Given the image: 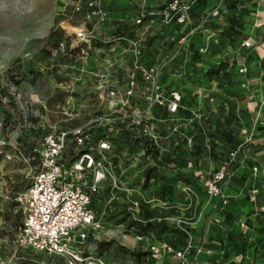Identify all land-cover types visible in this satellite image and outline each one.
I'll return each instance as SVG.
<instances>
[{"label": "rangeland", "instance_id": "374dc122", "mask_svg": "<svg viewBox=\"0 0 264 264\" xmlns=\"http://www.w3.org/2000/svg\"><path fill=\"white\" fill-rule=\"evenodd\" d=\"M88 1L0 0V138L7 143L0 146V264H70L64 258L32 250L16 251L15 240L23 219L16 198L29 184L20 158L37 146L51 126L70 128L100 115L101 103L107 105L96 93L102 75L107 74L109 66L118 68L122 60L130 59L131 45L143 41L172 44L163 55L165 60L175 57L168 72L185 92L183 113L185 123L189 121V127L181 125L173 138L181 139L187 132L189 141L184 151L177 149L173 159L164 158L171 149L161 158L135 159L137 150L126 152L118 148L117 156L112 158V174L123 186L131 188L133 197L140 196L149 176L158 179V188H167V197L153 201L155 207L146 209L143 217L159 218L163 228L151 227L154 232H142L146 223L135 221L128 213L127 192L112 188L111 177L104 187L103 199L96 204L102 227L88 239L86 253L92 254L94 264H183L176 252L189 244L186 239L190 241L186 205L201 203L209 195L213 175L222 167L228 172L220 183L224 194L231 190L235 196L245 195L247 200L248 194H254L256 203L262 205L257 215L262 230L253 225L252 230L243 227L250 237L261 234L258 245L262 247L264 41L256 42L254 28H264V0H244L245 6L237 9L234 19L230 18L233 11L226 9L225 0H206L199 5L200 10L196 7L194 11L195 0H185L180 3L189 6L185 13L188 18L179 23L183 25L171 37L151 29L149 23L133 37L114 33L113 28L118 26L126 34L136 27L135 21L142 12L139 0H109L104 18L88 17ZM169 1L148 3V10H156ZM52 29L58 35L50 39ZM79 30L93 31L94 40L108 46L107 55L96 57L86 48L75 51L84 43L76 38ZM178 34L180 37H175ZM195 37L200 41L197 44L206 46L204 62L190 58L189 45ZM184 38L185 44L181 42ZM247 40L251 42L249 48L243 45ZM159 53L162 52L156 54ZM212 62H222L225 68L209 70ZM242 62L247 67L245 75L236 69ZM227 68L232 74L229 77L223 74ZM232 79L237 83L231 89L228 82ZM12 83L32 101L36 116L25 119L18 111L11 95ZM166 84L178 90L172 85V77ZM235 150L238 152L232 156ZM163 174L167 179L161 181ZM216 198L219 203L223 201L222 197ZM226 198L228 203L230 196L226 194ZM173 225L180 232L173 231ZM136 235L144 238L137 240ZM248 261L264 264L263 258L257 256Z\"/></svg>", "mask_w": 264, "mask_h": 264}, {"label": "built area", "instance_id": "2783aa9c", "mask_svg": "<svg viewBox=\"0 0 264 264\" xmlns=\"http://www.w3.org/2000/svg\"><path fill=\"white\" fill-rule=\"evenodd\" d=\"M108 2L89 0L91 11H88V17H107L104 8ZM139 3L142 12L138 22L146 16L157 15L165 24L174 19L184 23L188 18L185 13L189 6L179 0H173L159 12L148 10L147 4H152L153 0H139ZM154 21L151 19L147 26ZM76 38L86 44L81 51L86 48L95 52L97 57L101 53L107 55L102 48L92 45L95 39L93 31L79 30ZM181 42L185 44V38ZM243 45L249 48L251 42L247 40ZM144 47L141 42L134 43L131 45V58L122 60L118 68L109 66L107 74L102 75L96 93L107 105L101 103L100 115L70 128L53 125L41 136L37 146L22 154L23 173L29 184L16 198L23 214L15 240L16 251L32 250L64 258L70 264H94L92 254L86 253L88 239L102 227L94 201L111 177L112 188L127 192L128 213L135 221L146 222L141 217L142 202L132 196L131 188L123 186L113 176L112 158L117 156L118 148L126 152L137 150L135 159L142 156L146 159L161 158L162 153L178 144L173 136L181 125L189 127V121L185 123L187 118L179 115L180 109L184 108L181 92L164 82L169 63L175 57L167 60L157 57L154 64L148 65L143 60ZM199 51L205 53L206 46H200ZM236 69L240 75L247 74L245 62L238 63ZM10 89L23 117L30 119L36 116L32 101L21 94L14 83ZM119 139L123 140L122 145L116 142ZM181 139L189 141L187 132ZM5 144L6 141L0 138V146ZM237 152L235 150L231 155L235 156ZM227 176L226 167H222L214 173L208 189L210 196L223 198L222 204L227 203V198L220 183ZM148 191L142 189L139 194L144 202H152L144 196ZM186 233L191 236L189 231ZM143 238L136 235L137 240ZM191 252L192 244L189 243L176 254L183 264H202L196 259L188 260Z\"/></svg>", "mask_w": 264, "mask_h": 264}, {"label": "crops", "instance_id": "0c3cea01", "mask_svg": "<svg viewBox=\"0 0 264 264\" xmlns=\"http://www.w3.org/2000/svg\"><path fill=\"white\" fill-rule=\"evenodd\" d=\"M158 1L153 0V3L158 4ZM100 48L109 50L107 45ZM225 193L230 199L223 207H218L219 198L207 194L201 203L186 205L191 234L190 241L186 239V244L191 243L197 249L190 261L196 259L202 264H249L248 260H254L255 256L264 260V246L256 244L261 239V234L250 237L243 230V227L252 230L250 225L255 229L260 228L257 215L260 214L259 209H263L262 205L256 203L254 194H248L247 200L245 195L235 196L231 190H226ZM150 220L158 221L159 218ZM172 228L175 229L176 226L173 225ZM234 231H239L240 234L235 235Z\"/></svg>", "mask_w": 264, "mask_h": 264}, {"label": "trees", "instance_id": "16d2710c", "mask_svg": "<svg viewBox=\"0 0 264 264\" xmlns=\"http://www.w3.org/2000/svg\"><path fill=\"white\" fill-rule=\"evenodd\" d=\"M173 0H170L169 2L165 3V4H162L158 9H156L155 11H158L159 9L163 11V9L165 10L168 5L172 2ZM185 0H180V2H184ZM225 4H226V9L229 11V10H232L233 13L230 14V18L234 19L236 18V11L238 8H240V6H245L246 4V1L244 0H225ZM248 1V0H247ZM205 4L206 3V0H195V3L194 5L192 6V10L194 11V8H199L200 10V4ZM192 12V11H191ZM151 19H154V23L151 25V29H157V31L159 33H161L162 35L163 34H166L167 36L171 37V35H175V32L177 31V28H180L182 25L179 24L178 22L176 21H173L169 24H165L163 21H162V17L157 15V16H146L144 18H141V22H136L135 21V28L132 29V32L130 33H127L126 34V31L123 30L120 26L116 27V28H113L114 29V33L119 36V37H133L138 31H141L144 29V25L146 23H150V20ZM174 24V25H173ZM234 25V23H232ZM241 25V24H240ZM173 27V28H172ZM233 27V26H232ZM254 31H255V39H256V42L257 43H262L264 41V28H262V26H258L257 28H254ZM130 34V35H128ZM56 35H58L57 33V30L56 29H52L50 34H49V38L50 39H53ZM181 34H178L176 35L175 37L179 38ZM58 39V38H57ZM194 39L196 40H193L191 41L190 45H189V50L191 53L190 54V58L193 57V58H198L199 61H202L204 62V59H205V56L204 54H201L200 51H199V47H200V44H197V43H200L199 39L197 37H195ZM201 40V39H200ZM198 41V42H197ZM197 42V43H196ZM142 44L145 46L144 47V50H145V55L143 57V60L148 64V65H151V64H154L156 62V58L157 57H161V58H164V52L163 51H166L168 52L169 50V46L172 45L171 43H167L166 45L164 44H159V43H145L144 44V41L142 42ZM92 45L94 47H100L102 46L103 44H98L97 40H93L92 42ZM105 45V44H104ZM84 47L86 46L85 43H82L80 46H78L76 48L75 51L77 50H80L81 47ZM158 51H161L162 53H159V54H156ZM183 58H184V55H183ZM180 59V58H179ZM189 60V58H188ZM190 61V60H189ZM222 65V62H212V64L209 66V70H219V71H222V69L225 68V66H221ZM212 71H208L207 73H211ZM238 73V72H237ZM172 74V72H166L165 75H164V82H167L171 77H172V85H174L175 87H177V89L181 92L182 94V106H183V103H184V100H185V92L182 91V86L179 85V84H175L176 83V80L174 81V77L173 76H170ZM223 74L224 76L226 77H229V75L231 76L232 74L230 73V70L227 71V69H225L223 71ZM173 75V74H172ZM237 81H234L233 79L228 82V86H230V88L232 89L235 85H236ZM179 115L181 116H185V114L183 113V109L181 108L180 111H179ZM119 145H122L124 142L122 139H119L116 141ZM178 144H173L172 148H171V152L169 154H167L166 156H164V158H176V153H177V149H183L184 151V147L186 146V139H178L176 141ZM172 153V154H171ZM167 170V169H166ZM173 171H176V170H173ZM176 175V174H175ZM160 179V178H159ZM164 179H167V176L166 174H163L162 178H161V181H163ZM158 179H156L155 176H149V182L148 184L146 185V187L144 189H149V191L147 193L144 194L145 198L147 199H151L152 202L155 201V200H158V197H167L168 195V191H167V188L165 186H162L161 188H158ZM105 189H103V191L100 193L99 195V198L97 200L94 201V207L96 208V204L98 202H100L104 195H105ZM157 196V198L155 197ZM136 198H138L141 202H142V211H141V217L143 220H145L146 224L144 225L145 226V229L142 231V232H154L153 229H151V227H158L160 229L163 228L162 224L160 221H157V220H154V221H151L150 219L151 218H148L145 219L143 218L144 217V211L146 209H148L149 207H152V202H144L143 201V198L141 196H137ZM226 204H222V202H220L218 204V207H223L225 206ZM219 215V214H218ZM221 227V226H219ZM167 229V228H165ZM171 229L173 231H178L180 232L179 230H177L176 228L173 229L171 227ZM259 230H262V228H259ZM181 236L182 237H187L186 234L184 233H181ZM261 239L257 241V246H259L258 244L261 243ZM174 245V244H172ZM264 246V244H263ZM192 248H193V251L196 250V248L194 247V245H192ZM173 251V250H172ZM140 255H143V254H140Z\"/></svg>", "mask_w": 264, "mask_h": 264}]
</instances>
